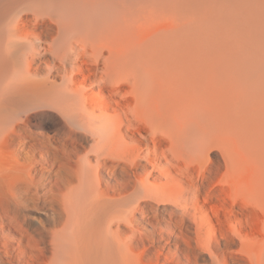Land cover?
Returning a JSON list of instances; mask_svg holds the SVG:
<instances>
[{"label":"bare ground","instance_id":"1","mask_svg":"<svg viewBox=\"0 0 264 264\" xmlns=\"http://www.w3.org/2000/svg\"><path fill=\"white\" fill-rule=\"evenodd\" d=\"M162 221L194 264H264V0H0V264H143Z\"/></svg>","mask_w":264,"mask_h":264},{"label":"rangeland","instance_id":"2","mask_svg":"<svg viewBox=\"0 0 264 264\" xmlns=\"http://www.w3.org/2000/svg\"><path fill=\"white\" fill-rule=\"evenodd\" d=\"M34 125L36 128L39 127L41 132L50 136H57V138L62 141L67 138V125L63 118L56 113L48 112L44 115L37 116ZM73 140H76L74 147L70 146L69 148H63L60 151L59 157L61 161H59V165H78L81 159L91 154L93 146L91 141L86 140L79 133L74 134ZM211 160L215 165H220L217 156L212 155ZM24 164V166L29 165V161H24ZM206 193L214 200L224 201L225 199L221 189L216 185V179L213 177H210L207 183ZM37 204L38 205H33V203H30L26 210L30 223L36 226L40 221L47 222L48 217H50L52 213V205L49 199L40 202L37 201ZM212 223L217 226L214 217H212ZM155 228L156 229H153L148 226L142 229L141 233H139L136 238H126V240L132 242V248L141 258L143 264H194L196 262L194 256L185 258L182 255L183 245H177L178 243L176 239H174L175 235L177 236L180 234L179 230L173 227L172 231H168L169 228L163 221L161 225H157ZM128 236L129 235L126 237ZM220 248L223 249V247ZM216 249H218V246L214 248V251ZM239 249V243L231 247V251H233L234 254L228 255L230 264H233V261L234 264H245L238 254ZM198 262L200 264L204 263L203 258L200 257Z\"/></svg>","mask_w":264,"mask_h":264}]
</instances>
